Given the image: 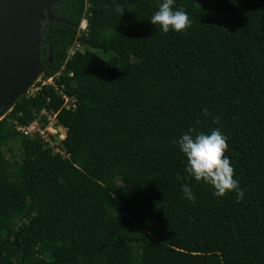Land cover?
Returning a JSON list of instances; mask_svg holds the SVG:
<instances>
[{
  "label": "trees",
  "instance_id": "obj_1",
  "mask_svg": "<svg viewBox=\"0 0 264 264\" xmlns=\"http://www.w3.org/2000/svg\"><path fill=\"white\" fill-rule=\"evenodd\" d=\"M162 2L52 5L39 89L0 120V264H264V0H175L187 35L150 23ZM42 110L67 157L15 130ZM190 128L227 136L242 201L186 172Z\"/></svg>",
  "mask_w": 264,
  "mask_h": 264
},
{
  "label": "water",
  "instance_id": "obj_2",
  "mask_svg": "<svg viewBox=\"0 0 264 264\" xmlns=\"http://www.w3.org/2000/svg\"><path fill=\"white\" fill-rule=\"evenodd\" d=\"M57 2L0 0V120L19 97L26 95L30 85L39 81L31 83L30 79L42 75L41 26L46 20H54L52 5Z\"/></svg>",
  "mask_w": 264,
  "mask_h": 264
},
{
  "label": "clouds",
  "instance_id": "obj_3",
  "mask_svg": "<svg viewBox=\"0 0 264 264\" xmlns=\"http://www.w3.org/2000/svg\"><path fill=\"white\" fill-rule=\"evenodd\" d=\"M150 23L164 34L174 31L187 35L194 22L182 7H175V0H163L158 11L151 16ZM204 115H208L207 109L204 110ZM219 122L218 117L214 119V123ZM227 140V136L219 129H213L210 134H206L190 128L177 143L187 160L186 172L196 182L211 186L217 197L235 193L237 200L242 201L244 192L239 180L234 178L235 169L226 155L229 149ZM182 190L185 198L194 203L196 197L192 188L182 185Z\"/></svg>",
  "mask_w": 264,
  "mask_h": 264
},
{
  "label": "built area",
  "instance_id": "obj_4",
  "mask_svg": "<svg viewBox=\"0 0 264 264\" xmlns=\"http://www.w3.org/2000/svg\"><path fill=\"white\" fill-rule=\"evenodd\" d=\"M79 29L80 32H87V23L85 19L81 21ZM77 35L79 36L80 33H78ZM76 52H83V46L78 40H75L68 49L67 58H71ZM42 84L53 85V82L52 79H49L47 81L42 82ZM63 99L64 107L66 109H75L76 106L73 100L65 96H63ZM14 128L16 131L20 132L23 136L28 138H34L36 136H39L44 140L48 141V139L53 136V140L56 141V145L58 143L62 145V141L66 137V129L57 123L56 116L48 115L44 110H42L28 126H21L14 122ZM43 134H46L48 138H46ZM62 157H64V155H62Z\"/></svg>",
  "mask_w": 264,
  "mask_h": 264
},
{
  "label": "rangeland",
  "instance_id": "obj_5",
  "mask_svg": "<svg viewBox=\"0 0 264 264\" xmlns=\"http://www.w3.org/2000/svg\"><path fill=\"white\" fill-rule=\"evenodd\" d=\"M84 49H85V47L83 46V50ZM125 62L133 71L136 70V60L134 58H127V59H125ZM38 89H39V87L36 84H32L28 88L26 94L27 95L35 94ZM43 135L46 138H48L46 136V134H43ZM29 139L39 142V144L41 145L42 148H50L51 151H52V154H54V155H57V156H60V157H62V155H64V157L68 156L66 154V152H65L64 147L60 143H58L57 145L55 144L56 141L53 140V136H51L48 139V141L44 140L43 138H41L39 136L38 137L36 136L34 138H29ZM15 148H16V146H15ZM6 156H9V154L6 153ZM124 182H125V176L123 174L119 173L117 175V177L115 178L112 186H113V188H122L123 185H124ZM129 195H130L129 193H124V196H123L124 199L129 198Z\"/></svg>",
  "mask_w": 264,
  "mask_h": 264
},
{
  "label": "bare ground",
  "instance_id": "obj_6",
  "mask_svg": "<svg viewBox=\"0 0 264 264\" xmlns=\"http://www.w3.org/2000/svg\"><path fill=\"white\" fill-rule=\"evenodd\" d=\"M28 1H29V0H26V2H28ZM36 66H37V65H36ZM36 66H34V68H35ZM32 73H33V71L31 72L30 75H32ZM31 77H32V76H31ZM40 78H41V75L38 73V75H36L35 77H33V78L30 79V80H31V83L40 80ZM32 80H33V81H32ZM19 94H20V92L16 93V95H19ZM11 107H12V105L9 106L8 109H10ZM2 116H3V113H0V118H1Z\"/></svg>",
  "mask_w": 264,
  "mask_h": 264
}]
</instances>
